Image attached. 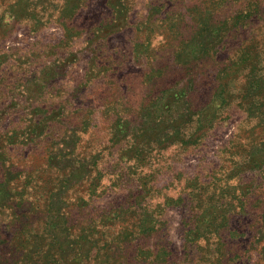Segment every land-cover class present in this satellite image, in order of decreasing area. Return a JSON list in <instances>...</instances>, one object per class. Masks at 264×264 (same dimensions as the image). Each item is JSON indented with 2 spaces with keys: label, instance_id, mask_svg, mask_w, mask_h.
Instances as JSON below:
<instances>
[{
  "label": "rangeland",
  "instance_id": "374dc122",
  "mask_svg": "<svg viewBox=\"0 0 264 264\" xmlns=\"http://www.w3.org/2000/svg\"><path fill=\"white\" fill-rule=\"evenodd\" d=\"M0 264H264V0H0Z\"/></svg>",
  "mask_w": 264,
  "mask_h": 264
}]
</instances>
